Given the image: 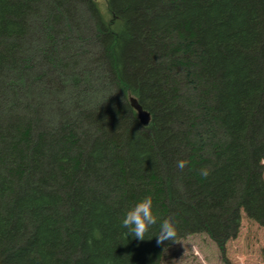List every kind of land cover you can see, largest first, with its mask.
I'll use <instances>...</instances> for the list:
<instances>
[{
    "label": "trees",
    "instance_id": "16d2710c",
    "mask_svg": "<svg viewBox=\"0 0 264 264\" xmlns=\"http://www.w3.org/2000/svg\"><path fill=\"white\" fill-rule=\"evenodd\" d=\"M243 215L264 228V0H0V264H160Z\"/></svg>",
    "mask_w": 264,
    "mask_h": 264
},
{
    "label": "rangeland",
    "instance_id": "374dc122",
    "mask_svg": "<svg viewBox=\"0 0 264 264\" xmlns=\"http://www.w3.org/2000/svg\"><path fill=\"white\" fill-rule=\"evenodd\" d=\"M79 11L81 10L79 9L78 13H80ZM81 12L82 15H78V21L88 20V14H86L87 17L85 18V14L83 11ZM34 31L36 32V29L33 26L32 29L26 33V36ZM31 37H33V34ZM63 38L64 35L61 37V40ZM78 38V41L80 42L82 38L80 36H78ZM88 46V44L85 45L83 50H87V48L90 47ZM26 51L28 53V58H30V55L34 51ZM32 55H34V57H31L30 59V62H32L31 64L34 65V61H36L38 66L42 62V56L36 54V51ZM37 66L34 70L37 69ZM33 79L34 83L31 84V88L26 85V81L22 80L21 82L29 88L30 93L36 97V100L38 99L40 102L43 101L46 103V106H49L50 104H47L49 98H46V93H44V89L40 86L42 85V81L38 76V72L34 73ZM70 95L74 94L70 93ZM95 98L96 97H94V99ZM96 100L99 101L98 99ZM70 103L71 101L64 102V105H70ZM48 111V115L53 113L52 109H49ZM50 120L53 121L54 119ZM160 264H264V228L243 215L237 236L228 240L225 243L224 248L213 242L207 234L197 233L186 235L177 241V243L166 248L162 254Z\"/></svg>",
    "mask_w": 264,
    "mask_h": 264
},
{
    "label": "clouds",
    "instance_id": "9594fccd",
    "mask_svg": "<svg viewBox=\"0 0 264 264\" xmlns=\"http://www.w3.org/2000/svg\"><path fill=\"white\" fill-rule=\"evenodd\" d=\"M177 167L183 170L186 167V161L180 160ZM204 174L207 175V173ZM153 225H157V218L153 215V201L147 197L130 207L123 218V226L128 229L129 236L138 241L145 240V233ZM155 237L157 245H161L166 241L174 242L177 238L174 223L165 219L159 225L158 235Z\"/></svg>",
    "mask_w": 264,
    "mask_h": 264
},
{
    "label": "water",
    "instance_id": "95a60500",
    "mask_svg": "<svg viewBox=\"0 0 264 264\" xmlns=\"http://www.w3.org/2000/svg\"><path fill=\"white\" fill-rule=\"evenodd\" d=\"M131 106L137 111V117L142 124H147L150 120V113L143 109L138 103L137 99L130 97L129 99Z\"/></svg>",
    "mask_w": 264,
    "mask_h": 264
}]
</instances>
